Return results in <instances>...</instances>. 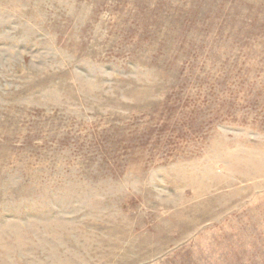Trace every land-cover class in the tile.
<instances>
[{
    "label": "rangeland",
    "instance_id": "rangeland-1",
    "mask_svg": "<svg viewBox=\"0 0 264 264\" xmlns=\"http://www.w3.org/2000/svg\"><path fill=\"white\" fill-rule=\"evenodd\" d=\"M0 264H264V0H0Z\"/></svg>",
    "mask_w": 264,
    "mask_h": 264
}]
</instances>
